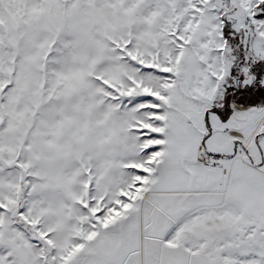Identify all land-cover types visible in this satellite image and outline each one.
<instances>
[{
  "label": "snow or ice",
  "instance_id": "obj_1",
  "mask_svg": "<svg viewBox=\"0 0 264 264\" xmlns=\"http://www.w3.org/2000/svg\"><path fill=\"white\" fill-rule=\"evenodd\" d=\"M0 264H264V0H0Z\"/></svg>",
  "mask_w": 264,
  "mask_h": 264
}]
</instances>
